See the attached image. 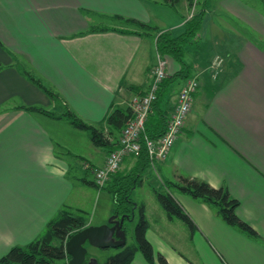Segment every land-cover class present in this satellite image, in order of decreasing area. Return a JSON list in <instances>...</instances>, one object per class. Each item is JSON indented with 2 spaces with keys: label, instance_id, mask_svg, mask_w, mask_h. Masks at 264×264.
Returning a JSON list of instances; mask_svg holds the SVG:
<instances>
[{
  "label": "crops",
  "instance_id": "obj_1",
  "mask_svg": "<svg viewBox=\"0 0 264 264\" xmlns=\"http://www.w3.org/2000/svg\"><path fill=\"white\" fill-rule=\"evenodd\" d=\"M201 8L200 40L186 54L200 82L192 110L168 156L151 166L158 165L163 184L184 174L227 187L259 235L179 190L174 194L195 225L169 217L154 190L162 183L152 182L154 202L143 203L156 255L150 261L137 251L130 264H162L158 252L168 264H264V0H0V257L40 236L61 209L84 210L72 193L78 188L84 195L86 162L103 164L110 149L66 117L33 106L70 108L108 131L104 118L112 105H124L131 85L149 86L160 54L158 29L178 34ZM127 18L158 29L148 33ZM182 81L167 93L172 110ZM135 162L126 156L121 169ZM114 212L107 207L97 223Z\"/></svg>",
  "mask_w": 264,
  "mask_h": 264
},
{
  "label": "trees",
  "instance_id": "obj_2",
  "mask_svg": "<svg viewBox=\"0 0 264 264\" xmlns=\"http://www.w3.org/2000/svg\"><path fill=\"white\" fill-rule=\"evenodd\" d=\"M174 1L170 0L171 4H174ZM193 2L194 0H191V3ZM203 17L204 10L202 8L195 11L191 17L185 20V29L178 34H175L169 28L158 29V26L136 18L126 19L135 22L148 33L153 29H158L156 38L158 52L161 55L173 57L179 63L178 68L164 77L158 90L157 98L153 102L146 122V134L151 137H159L167 128L168 119L172 111L169 106L165 105L170 85L178 78L185 80L189 76H194L192 75V66L186 59L187 46L198 44ZM105 28H109V26L91 27L92 30ZM27 73L33 81L41 85L48 93L54 95V91L45 86L39 77L30 71H27ZM131 86L139 94L146 91L139 85ZM33 107L44 110L54 116L66 117L76 127L87 129L95 144L109 147V150L115 148L118 143V139L113 141L110 135L116 137L118 133H121L127 121L133 116V110L130 105H112V108L104 118L109 127L108 131H106L84 120L70 108L57 113L42 106ZM133 156H136L135 164L127 170H123L120 167L112 173L105 184H99L95 179H89L88 181L94 182L99 187H105L112 192L115 212L128 214L131 217L133 211H136V206L139 209V219L135 225V240L129 242L127 239L124 244L115 247L114 251L107 253L103 264H130L137 251L143 252L150 261H153L156 255L155 247L146 232L149 219L146 214L145 203L141 202L137 204V201L132 196L134 188L143 183L144 172L151 166V158L145 143V137H142L140 153ZM163 185H165V188H155L154 190L169 217L177 216L185 220L190 226L193 227L195 225L172 191V188L175 187L179 191L199 197L215 205L218 212L229 224L237 226L251 236L257 237L259 235L258 230L248 220L238 214L237 208L240 200L232 195L227 187L214 186L206 179L184 174H180L178 180L165 179ZM86 224L85 216L64 208L48 221L42 234L36 239L25 245L18 244L12 246L6 254L0 257V264H55L57 259L70 258V254L66 250V240ZM158 257L162 264H168V260L162 252H158ZM85 263H89V252L87 253Z\"/></svg>",
  "mask_w": 264,
  "mask_h": 264
},
{
  "label": "built area",
  "instance_id": "obj_3",
  "mask_svg": "<svg viewBox=\"0 0 264 264\" xmlns=\"http://www.w3.org/2000/svg\"><path fill=\"white\" fill-rule=\"evenodd\" d=\"M167 59L159 54L156 64L153 67L152 79L147 90L144 93L136 94L131 102L133 116L123 127L117 146L107 154V157L101 165H90L93 167L95 180L99 184H105L112 173L117 171L128 155H138L142 147V137H145V143L151 158V164L165 159L177 136L182 132L186 119L192 110L194 95L199 87V79L196 76H189L181 85L177 95V101L168 119L166 130L159 137H151L146 134V122L157 98L158 90L164 77L167 75Z\"/></svg>",
  "mask_w": 264,
  "mask_h": 264
},
{
  "label": "rangeland",
  "instance_id": "obj_4",
  "mask_svg": "<svg viewBox=\"0 0 264 264\" xmlns=\"http://www.w3.org/2000/svg\"><path fill=\"white\" fill-rule=\"evenodd\" d=\"M114 22L118 23L119 25H121V24L122 25H128V26H134L135 25L134 23H125L124 21H121V20L120 21L115 20ZM163 56L166 57V59L168 61L167 66H166L167 71H168L169 65H170V69H174V70H175V68H177L179 66V63L177 60L172 58L171 62H170V59L167 55H163ZM190 56H191V53L186 55V59L188 60L190 58ZM151 74L153 75V68L151 69ZM167 75H168V73H167ZM181 80H182V78H178L177 80H175L173 82V85H175L174 87L178 86L179 83L181 82ZM182 82H184V81H182ZM131 89L132 88H130V90H129L130 92H128L129 96L126 97L123 104L124 105H130L132 108L131 102L133 100V97L139 93H134V91H132ZM132 110H133V108H132ZM89 170L91 172L88 173V178L95 179L93 167L90 166ZM162 177L163 176L159 170L158 165H157V167L149 166L146 169V171L144 172L143 183L141 185H138L136 188H134V190L132 192L133 198L136 201H138L139 203L148 202V204H151L152 201L154 202L155 194L153 192V188H152L151 183L152 182H154V183L156 182L155 184H157L158 182L162 183L163 182ZM80 185H83V187H84L83 189H85V191H83L84 195L81 196L82 192L80 190H78V188H76V189H74V192L72 193V198L73 197L78 198L80 196L77 200H78V203H80L84 207V210H76L75 209L74 211H71V212L78 213V214L85 216L86 220H88L92 224H99L97 222L98 221L100 222L101 215L107 207L115 209V204L113 202L114 201L113 194L109 189H107L105 187H102V188L98 187L97 185L90 183V182H82V183H80ZM162 188H165L163 183H162ZM176 190L177 189L175 187L172 188L173 192ZM150 207H152V206L150 205ZM111 215H109L107 217V220L109 219V217ZM138 219H139V209H137L135 217L126 220L127 239L129 242H132L135 240V225H136ZM259 241H260V243L264 244V239L261 238ZM87 246L89 249V251H88L89 252V259L91 256H96V257H98V259L102 263L104 262V259H105V256L107 255V253L112 252L116 249L115 247H108V248L96 247V246H93V245L88 244V243H87ZM239 260L244 261V256H240ZM68 261H69V258L57 259L55 261V264H68ZM249 261H250V259L246 258V262H249ZM230 262L232 264V261H230ZM233 264H235V263H233Z\"/></svg>",
  "mask_w": 264,
  "mask_h": 264
},
{
  "label": "water",
  "instance_id": "obj_5",
  "mask_svg": "<svg viewBox=\"0 0 264 264\" xmlns=\"http://www.w3.org/2000/svg\"><path fill=\"white\" fill-rule=\"evenodd\" d=\"M134 216L135 211L131 217L128 214L114 212L107 222L87 224L75 231L65 244L70 254L68 264H103L96 256H91L89 263H85L89 251L87 243L101 248L118 247L124 244L127 241L125 220Z\"/></svg>",
  "mask_w": 264,
  "mask_h": 264
}]
</instances>
